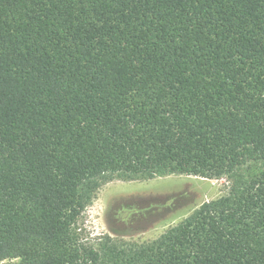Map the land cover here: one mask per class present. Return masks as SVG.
Listing matches in <instances>:
<instances>
[{
    "label": "trees",
    "instance_id": "obj_1",
    "mask_svg": "<svg viewBox=\"0 0 264 264\" xmlns=\"http://www.w3.org/2000/svg\"><path fill=\"white\" fill-rule=\"evenodd\" d=\"M173 174L229 190L81 241L102 185ZM0 264H264V0H0Z\"/></svg>",
    "mask_w": 264,
    "mask_h": 264
},
{
    "label": "rangeland",
    "instance_id": "obj_2",
    "mask_svg": "<svg viewBox=\"0 0 264 264\" xmlns=\"http://www.w3.org/2000/svg\"><path fill=\"white\" fill-rule=\"evenodd\" d=\"M228 190L226 178L173 174L150 179H115L100 187L76 229L81 241L88 244L96 243L104 235L141 244L155 240L204 202L218 199Z\"/></svg>",
    "mask_w": 264,
    "mask_h": 264
},
{
    "label": "bare ground",
    "instance_id": "obj_3",
    "mask_svg": "<svg viewBox=\"0 0 264 264\" xmlns=\"http://www.w3.org/2000/svg\"><path fill=\"white\" fill-rule=\"evenodd\" d=\"M127 187V186H126Z\"/></svg>",
    "mask_w": 264,
    "mask_h": 264
}]
</instances>
